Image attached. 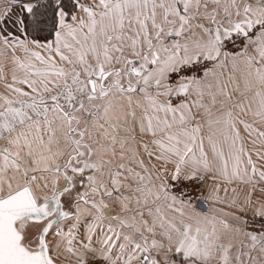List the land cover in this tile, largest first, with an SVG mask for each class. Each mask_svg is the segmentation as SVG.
Masks as SVG:
<instances>
[{"label": "snow or ice", "instance_id": "6c2138e0", "mask_svg": "<svg viewBox=\"0 0 264 264\" xmlns=\"http://www.w3.org/2000/svg\"><path fill=\"white\" fill-rule=\"evenodd\" d=\"M0 264H264V0H0Z\"/></svg>", "mask_w": 264, "mask_h": 264}]
</instances>
